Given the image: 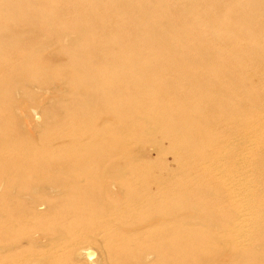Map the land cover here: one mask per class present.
Segmentation results:
<instances>
[{
    "label": "bare ground",
    "instance_id": "6f19581e",
    "mask_svg": "<svg viewBox=\"0 0 264 264\" xmlns=\"http://www.w3.org/2000/svg\"><path fill=\"white\" fill-rule=\"evenodd\" d=\"M24 194L108 264H264V0H0V229Z\"/></svg>",
    "mask_w": 264,
    "mask_h": 264
},
{
    "label": "rangeland",
    "instance_id": "374dc122",
    "mask_svg": "<svg viewBox=\"0 0 264 264\" xmlns=\"http://www.w3.org/2000/svg\"><path fill=\"white\" fill-rule=\"evenodd\" d=\"M19 96L17 98H19ZM150 159H155V155L153 153H151ZM167 161L172 167L173 163L170 156L167 157ZM22 165H24V163H22ZM33 177L34 175L32 173L26 172L25 182H32V180L36 179ZM48 197L51 198L53 195H48L47 193L45 195L40 194V198L49 199ZM15 198L16 219L8 227L0 229V264H108V258L105 249H103V246L101 245L105 242V234L97 231L89 232L82 228L84 223L74 221L73 219L71 212L74 211L73 209L64 208L63 210L66 209L69 211L65 216L59 219L58 214H56L54 210L51 211L48 207L41 209L37 207L36 204L33 203L35 202V199L33 201V199L27 194L26 196L25 194L21 196L16 195ZM54 199L56 200L53 201L60 200L56 197ZM59 203L60 206L64 205V203L60 201ZM59 203L57 204L59 205ZM247 210L243 211V214L245 215V221L243 222V229L241 230L240 235V241L244 240L246 242L251 239L252 235L250 226L251 216L250 211ZM27 212L29 214H27ZM91 215L94 217L98 216L95 213H92ZM71 230H73L74 233L73 231L70 232ZM55 231L56 234L54 235ZM120 231L123 232V229ZM59 234L62 235L61 240L59 238ZM99 237L101 242L99 241ZM62 240L65 243L68 241V246L66 248L56 249V246L60 244ZM87 246H89V248ZM92 248L94 249L93 254H95L92 256V259L87 260V258H84V249L87 251L91 250ZM57 250L61 251V253H59L58 257L56 258L53 256V254ZM103 257H105L104 261Z\"/></svg>",
    "mask_w": 264,
    "mask_h": 264
}]
</instances>
